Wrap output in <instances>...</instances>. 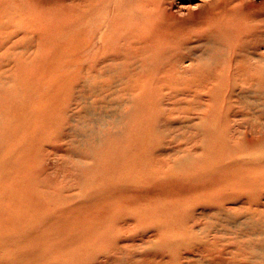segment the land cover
Wrapping results in <instances>:
<instances>
[{"label":"rangeland","instance_id":"rangeland-1","mask_svg":"<svg viewBox=\"0 0 264 264\" xmlns=\"http://www.w3.org/2000/svg\"><path fill=\"white\" fill-rule=\"evenodd\" d=\"M0 264H264V0H0Z\"/></svg>","mask_w":264,"mask_h":264}]
</instances>
